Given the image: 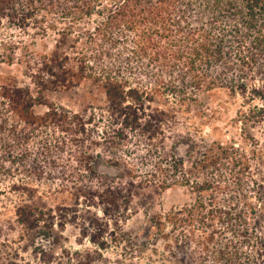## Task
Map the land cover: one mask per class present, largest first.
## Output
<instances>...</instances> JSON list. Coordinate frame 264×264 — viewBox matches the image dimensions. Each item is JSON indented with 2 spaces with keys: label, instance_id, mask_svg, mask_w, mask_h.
<instances>
[{
  "label": "rangeland",
  "instance_id": "374dc122",
  "mask_svg": "<svg viewBox=\"0 0 264 264\" xmlns=\"http://www.w3.org/2000/svg\"><path fill=\"white\" fill-rule=\"evenodd\" d=\"M57 17L53 13L51 19ZM92 26L80 25L78 32L91 31ZM54 43L51 36L30 45L38 56L29 64H34L32 71L39 79H49L41 70L44 60L39 56ZM75 56L71 53L70 57ZM24 62L21 51H16L12 65L0 63V85L26 88L38 101L32 108L37 118L44 116L49 106L81 115L85 122L93 119L85 129L96 146L88 152L94 159L85 164L83 157L79 161L70 157V143L64 140L58 145L59 153L55 152L57 160L46 163L40 156L44 146L34 139L24 162L3 163L0 264H220L223 256L217 255L216 249L241 241L232 232L247 229L264 241V221L255 212L260 206L264 209V120L241 122V113L251 107L240 96L218 87L183 107L169 99L159 108L170 117L164 123L167 132L163 140H149L135 130L128 131L126 139L113 141L107 130L110 121L104 113L105 96L96 83L82 80L69 89L44 90L25 75ZM69 65L76 66L74 62ZM138 77L136 73L133 79ZM40 131L37 139L67 137L53 127ZM204 155L210 159L219 156L220 160L209 165L210 159L203 160ZM78 156L76 153V159ZM80 165L102 178V186L112 183L121 188L113 206L96 198L86 201L70 189L66 182L69 171ZM181 171L190 186L185 187L182 178L173 181ZM133 177L135 184L129 186ZM165 178L173 184L161 190L157 185ZM96 182H92L95 187ZM138 183L147 187H138ZM12 185L33 188L25 204L43 214H36L26 224L17 223L16 198L8 194ZM215 208L229 212L233 219L244 218L246 229L238 228L237 220L226 227L222 216L214 213L211 217ZM195 209L203 214L197 215ZM174 218L178 220L175 223ZM239 249L242 259H251L256 248L240 245ZM256 263L264 264V256Z\"/></svg>",
  "mask_w": 264,
  "mask_h": 264
},
{
  "label": "trees",
  "instance_id": "16d2710c",
  "mask_svg": "<svg viewBox=\"0 0 264 264\" xmlns=\"http://www.w3.org/2000/svg\"><path fill=\"white\" fill-rule=\"evenodd\" d=\"M53 13L57 20L51 19ZM90 23L91 31L78 32L80 25ZM59 24L64 27L59 29ZM51 36L55 42L52 49L39 56L44 60L41 70L49 79H39L33 74L34 64H29L38 56L30 45ZM16 51H21L23 72L36 87L56 90L76 87L82 80L96 83L105 96L104 113L110 121L107 130L113 141L124 140L128 131L135 130L149 140H163L167 132L164 123L170 118L159 109L164 102L171 99L183 107L218 87L250 105L241 113V122L264 120V0H0V63L12 65ZM71 53L76 56L71 58ZM69 62L75 63L74 69ZM136 73L140 77L133 79ZM37 102L26 88L0 85V175L5 161L17 159L20 163L29 157L34 139L42 142L40 156L46 163L57 160L55 152L64 140L69 141V155L75 161L83 157L87 164L94 159L88 152L96 144L85 129L93 119L85 122L81 115L49 106L47 113L37 118L32 113ZM51 127L67 137L37 139L41 129ZM34 131L37 134H32ZM205 156L203 160L208 161ZM219 160L213 156L208 163L216 165ZM69 172L66 182L84 200L96 198L113 206L119 198L121 188L112 183L102 186V178L90 167L80 165ZM180 178L185 187L189 185L182 171L173 181ZM133 179L129 186L135 184ZM173 181L165 178L157 187L165 190ZM26 185L8 187L10 198H16L14 213L19 224L43 214L25 204L34 193ZM136 185L147 187L145 183ZM111 211L117 214L115 209ZM195 211L203 214L201 209ZM255 212L263 222L264 209L260 206ZM214 213L222 216L226 227L237 220L238 228L246 229L244 218L233 219L219 208L210 212L211 217ZM177 221L174 218L173 222ZM251 232H232L241 241L216 249V254L223 256L220 264H257L262 260L264 241ZM240 245L256 248L255 258L242 259Z\"/></svg>",
  "mask_w": 264,
  "mask_h": 264
}]
</instances>
